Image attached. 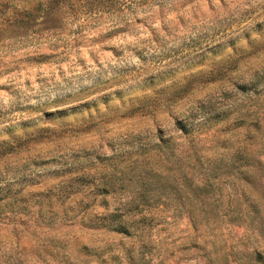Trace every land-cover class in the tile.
I'll use <instances>...</instances> for the list:
<instances>
[{
	"label": "rangeland",
	"instance_id": "1",
	"mask_svg": "<svg viewBox=\"0 0 264 264\" xmlns=\"http://www.w3.org/2000/svg\"><path fill=\"white\" fill-rule=\"evenodd\" d=\"M0 264H264V0H0Z\"/></svg>",
	"mask_w": 264,
	"mask_h": 264
},
{
	"label": "trees",
	"instance_id": "2",
	"mask_svg": "<svg viewBox=\"0 0 264 264\" xmlns=\"http://www.w3.org/2000/svg\"><path fill=\"white\" fill-rule=\"evenodd\" d=\"M112 224H113V222L111 224H109V225H112Z\"/></svg>",
	"mask_w": 264,
	"mask_h": 264
}]
</instances>
